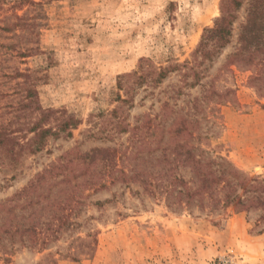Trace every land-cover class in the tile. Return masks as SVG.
<instances>
[{"label":"rangeland","instance_id":"obj_1","mask_svg":"<svg viewBox=\"0 0 264 264\" xmlns=\"http://www.w3.org/2000/svg\"><path fill=\"white\" fill-rule=\"evenodd\" d=\"M28 1L40 2L0 0L1 27L16 16L40 24V53L24 58H19L12 47L19 43L23 47L35 45L0 31V112L9 111L7 105L14 106L2 95L11 94L19 80L14 78L16 71H28L35 77L41 106L74 116L79 125L71 137L49 138L41 152L21 156L15 169L3 170L0 165V199L20 190L35 174L64 163L60 157L66 154H70L66 161L72 164H65L72 170L80 153L94 148L122 151L127 135L105 138L113 123L107 113L118 105L114 101L117 77L136 70L141 59L156 67L189 60L203 30L211 28L219 17L221 3L42 0L31 6ZM248 1L243 0L233 11L230 42L205 63L208 69L201 83L234 91V100L219 109L221 152L240 171L264 176V90L253 87L251 71L230 65ZM19 33L17 30L15 34ZM178 79L177 74H171L154 91L156 97H151L144 86L137 89L134 107H125L123 116L134 124L150 105L157 110L166 97L163 92ZM200 90L197 87L189 93L198 95ZM183 100L178 103L183 105ZM99 129L103 133L93 135ZM119 165L128 168L127 161ZM136 190L140 187L135 183L126 186L117 182L84 193L85 207L78 218L81 227L71 235H95L92 257H65L70 239L64 238L50 243L43 252L16 246L10 261L0 264H53L54 260L55 264H264V222L257 223V214L232 210L219 216L174 213L151 197L134 194Z\"/></svg>","mask_w":264,"mask_h":264},{"label":"trees","instance_id":"obj_2","mask_svg":"<svg viewBox=\"0 0 264 264\" xmlns=\"http://www.w3.org/2000/svg\"><path fill=\"white\" fill-rule=\"evenodd\" d=\"M40 2L28 1L31 6ZM242 4L243 0H221L219 17L211 28L203 30L189 60L156 67L141 59L136 70L117 77L114 101L118 105L107 113L108 121L113 123L105 138L127 135L122 151L94 148L80 153L72 170L67 167L72 162L66 161L70 154H66L60 157L64 163L35 174L20 190L0 199V261L9 262L16 246L43 252L50 243L64 238L70 239L65 257L72 260L92 257L95 235L88 233L85 238L71 235L81 227L78 218L85 207L84 193L106 189L117 182L126 186L137 184L140 190L134 194L151 197L174 213L219 216L232 210L255 213L257 223L264 222V176L240 171L221 152L219 109L234 100V91L221 90L213 84L204 87L201 83L208 69L205 63L229 44L233 11ZM39 26L38 21L16 16L13 22L0 26V31L35 45L23 47L19 43L12 47L19 58H24L40 53ZM17 30L19 34H15ZM237 44L230 65L251 71L253 87L263 91L264 0L248 1ZM25 72L16 71L14 78L19 80L11 94L2 95L14 105L6 104L11 109L0 112L3 170L15 169L25 154L41 152L49 138L71 137L72 130L79 125L74 116L43 108L35 77ZM171 74L179 76L178 83L163 92L167 94L159 108L155 110L150 105L148 112L130 124L123 113L125 107L128 110L134 107L136 90L144 86L151 97H156L154 91ZM197 87L201 88L199 94L191 95L189 91ZM181 98L183 105L178 103ZM98 133L103 132L99 129L93 135ZM125 161L128 168H119Z\"/></svg>","mask_w":264,"mask_h":264}]
</instances>
